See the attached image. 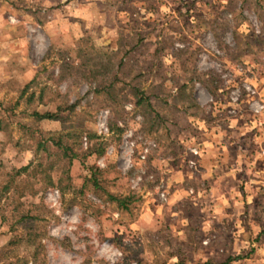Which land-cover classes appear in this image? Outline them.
<instances>
[{
  "label": "rangeland",
  "instance_id": "374dc122",
  "mask_svg": "<svg viewBox=\"0 0 264 264\" xmlns=\"http://www.w3.org/2000/svg\"><path fill=\"white\" fill-rule=\"evenodd\" d=\"M0 264H264V0H0Z\"/></svg>",
  "mask_w": 264,
  "mask_h": 264
},
{
  "label": "trees",
  "instance_id": "16d2710c",
  "mask_svg": "<svg viewBox=\"0 0 264 264\" xmlns=\"http://www.w3.org/2000/svg\"><path fill=\"white\" fill-rule=\"evenodd\" d=\"M134 90V93L137 95V99H136V102H141L142 100V93H137L136 92V89H133ZM32 115L36 118V119H55V114L54 113H51V112H48V111H44V112H37V111H33L32 112ZM91 137H89V140H90ZM54 143L61 148V151H62V155L66 157L67 159V162L70 161L71 157L73 156V153H67L68 150H70L66 145H63L62 142L60 141V139H56L54 141ZM62 144V145H61ZM91 148H94L92 150H90L89 152H93L97 155L101 154L102 150L100 147H94V145L90 146L89 149ZM69 154V155H68ZM27 168V165H24L20 168H18L16 170V173H19L21 170H24ZM50 182V181H48ZM92 185L94 186H97L96 185V181L94 179H92ZM108 199L109 200H112V201H115L117 203V205L121 208H125L127 206V201H128V198L127 197H122V198H116L112 195H107ZM23 218V217H21Z\"/></svg>",
  "mask_w": 264,
  "mask_h": 264
}]
</instances>
